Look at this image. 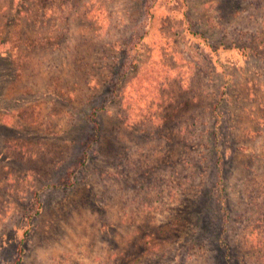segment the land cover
I'll return each mask as SVG.
<instances>
[{
	"label": "rangeland",
	"instance_id": "obj_1",
	"mask_svg": "<svg viewBox=\"0 0 264 264\" xmlns=\"http://www.w3.org/2000/svg\"><path fill=\"white\" fill-rule=\"evenodd\" d=\"M253 48L250 0H0V264H263Z\"/></svg>",
	"mask_w": 264,
	"mask_h": 264
},
{
	"label": "trees",
	"instance_id": "obj_2",
	"mask_svg": "<svg viewBox=\"0 0 264 264\" xmlns=\"http://www.w3.org/2000/svg\"><path fill=\"white\" fill-rule=\"evenodd\" d=\"M250 1H251L252 4H256V5L260 6L261 11L264 13V0H250ZM237 38H238V37H237ZM237 38L233 40V41H234L233 43H235L236 45H237V44H240V43L237 42L238 40H239V41L241 40V42H242V40H243V39H237ZM249 45L252 46L251 42H250V44H244V45H242V46H243V47H242L243 50H246V49L250 48ZM220 46H221V48H223L224 50H225V49H228V47L225 45L224 42H222V43L220 44ZM217 48H218V47H217ZM240 49H241V48H240ZM246 53L248 54V56H250V55L263 56V54H264L262 51L259 52L258 49H255V48L252 49V53H248V52H246ZM117 63H118V62H117ZM117 63H116V64H117ZM135 63H136V61H135ZM190 83L193 84V82H190ZM190 93H191V94H194L193 90H191ZM196 101H197V99H196L195 95H193L192 98L187 97V98H186V101H183V103L180 102V106H181V105L190 106L191 104H195ZM95 116H96V115L93 114L92 120L95 118ZM199 120H200L199 117H195V121H194V122H195V123H198ZM188 138H189L190 142L196 140V139H194V137H193L192 134H190ZM107 141L111 143V146H114V142H113V141H112V142H111V140H107ZM111 146H110V147H111ZM252 195H253V194H251L249 197H252ZM249 197H248V200H249L248 203H249V205L251 206V210L253 211V214H254V216H255L254 219H255L256 223H260V225H264V186L262 187L261 190H259V193L254 194V197H252V199L249 198ZM256 218H257V219H256ZM258 244L261 245V243H258ZM258 246H259V245H258ZM256 255H258L257 261H259V262H261V263L264 264V247H260V246H259V249H258ZM135 262H136V261H135ZM135 262H134V263H135Z\"/></svg>",
	"mask_w": 264,
	"mask_h": 264
}]
</instances>
